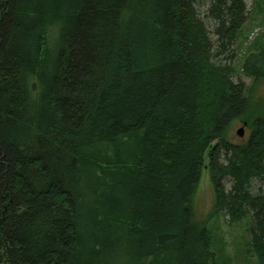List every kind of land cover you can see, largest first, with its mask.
<instances>
[{"label":"trees","instance_id":"1","mask_svg":"<svg viewBox=\"0 0 264 264\" xmlns=\"http://www.w3.org/2000/svg\"><path fill=\"white\" fill-rule=\"evenodd\" d=\"M249 15L246 0H0V264H221L193 220L204 167L213 213L246 219L264 264V115L233 77ZM242 71L264 80V45Z\"/></svg>","mask_w":264,"mask_h":264},{"label":"rangeland","instance_id":"2","mask_svg":"<svg viewBox=\"0 0 264 264\" xmlns=\"http://www.w3.org/2000/svg\"><path fill=\"white\" fill-rule=\"evenodd\" d=\"M250 15L247 23L239 33L235 46L236 59L233 63L235 79H241L246 84V93L250 99L251 116L255 118L264 115V80L254 82L242 71L243 58L250 51L264 45V2L253 3L246 0ZM207 5H199L201 16L204 15ZM209 26L210 21H206ZM243 128L240 136L237 131ZM250 134L248 126L242 120L232 123L226 133V138L233 144L245 142ZM208 162V161H207ZM206 162V163H207ZM227 182V186H229ZM251 190L254 193L264 192V182L253 180ZM215 192L210 180L207 167L202 170L200 182L193 198V220L206 224L212 232V250L220 257L221 264H255V258L247 253L246 246V219L236 224H229L227 216L222 213L214 214ZM248 218H250L248 216Z\"/></svg>","mask_w":264,"mask_h":264},{"label":"water","instance_id":"3","mask_svg":"<svg viewBox=\"0 0 264 264\" xmlns=\"http://www.w3.org/2000/svg\"><path fill=\"white\" fill-rule=\"evenodd\" d=\"M246 124V123H245ZM242 132H243V128H240L237 133L241 136L242 135Z\"/></svg>","mask_w":264,"mask_h":264}]
</instances>
